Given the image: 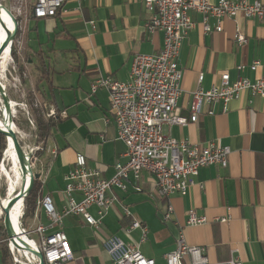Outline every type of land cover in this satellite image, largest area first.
<instances>
[{
  "label": "crops",
  "instance_id": "1",
  "mask_svg": "<svg viewBox=\"0 0 264 264\" xmlns=\"http://www.w3.org/2000/svg\"><path fill=\"white\" fill-rule=\"evenodd\" d=\"M258 1L264 6V0ZM63 9L66 13L50 19H34L28 16L29 11L21 15L18 53L11 56L2 79L14 82L18 93L34 94L42 102L41 107L48 110L46 117L58 120L50 136L43 140L57 153L49 161L40 189L43 196L57 201H65L64 176L73 167L76 154L84 155L87 167L99 170L104 179L114 175L116 164L127 161L126 147L117 138L107 92L98 89L91 94L92 82L97 77L126 81L133 56L156 54L163 42L162 33H147L149 14L141 0H80V11L76 10L75 0H66ZM192 20L196 26L183 40L178 57L182 93L175 114L185 119L189 118L191 94L198 87L199 75L204 90L218 85L223 74L230 81L240 75L251 82L264 75V19L225 18L222 32L209 34L202 30L200 15L193 14ZM88 21H93V30L85 24ZM209 23L214 25L213 20ZM237 28L247 40L245 45L234 43ZM39 62L47 64V84H36ZM254 62L261 66L252 72L248 67ZM18 65L26 71L25 65L30 67L31 75L24 70L18 73ZM240 65L245 68L238 74ZM36 85L50 95L49 102L40 99ZM52 110L55 116L48 117ZM216 111L213 116L201 115L196 123L185 126L164 125L162 134L193 145L214 142L228 147L227 166L201 168L185 196L173 195L167 201L155 195L152 176L142 172L135 180L130 175L125 191L113 189L117 201L98 230L86 225L81 217L64 216L59 229L80 264H114L103 248V241L111 236L135 246L155 264H164V255L176 248L179 230L186 245L203 248L211 263L236 258L241 264H264V98L243 92L228 105L225 114L219 112L218 106ZM47 157L48 153L45 161ZM74 198L80 200L78 195ZM168 204L173 213L171 221L165 223L162 215ZM123 208L129 212L128 217ZM189 210L206 217L208 223L187 226ZM89 213L97 217L94 207ZM221 219L226 222L221 223ZM133 221L146 229L144 242H140L139 230L125 233ZM37 223L48 225L41 210L36 218L26 219L24 226ZM3 254L2 248L0 264H4Z\"/></svg>",
  "mask_w": 264,
  "mask_h": 264
},
{
  "label": "built area",
  "instance_id": "2",
  "mask_svg": "<svg viewBox=\"0 0 264 264\" xmlns=\"http://www.w3.org/2000/svg\"><path fill=\"white\" fill-rule=\"evenodd\" d=\"M65 1L30 0L28 16L34 19H48L55 17L58 12L66 13L63 9ZM75 1L76 10L80 11V0ZM141 5L149 14L147 33H162L160 51L153 55H134L126 81L97 77L90 86L91 94L96 93L98 89L107 92L117 138L126 147L127 161L124 164H116L114 175L110 179H104L99 170L87 167L84 155L76 154L73 167L64 176L65 206L62 212H57L49 196H42L36 201L32 218H36L37 211L41 210L48 220V225L37 223L33 227H25L22 203L18 216L20 230L16 235L21 240V235H24L31 242L32 246L29 247L32 251L42 254L44 264H80L69 247L66 235L59 229L62 218L67 215L81 217L86 225L98 230L107 211L117 201L112 193L113 189L125 191L130 175L135 180L139 179L142 172L152 176L155 181V195L167 201L173 195L185 196L201 168L227 166L230 155L228 147L214 142L193 145L185 141H176L162 134V126H185L188 122L196 123L201 115H215L217 106L219 112L225 114L228 105L239 99L243 92H248L252 97L264 98V75L251 82L240 75L236 80L230 81L229 76L223 74L219 84L208 90L200 86L202 75H199L198 87L191 94L189 118L185 119L175 114L182 93L180 86L182 71L178 66V57L183 40L196 26L192 15H200L204 33H220L222 20L225 18L234 20L242 17L258 21L264 19V6L260 1L219 0L211 3L209 0H141ZM12 9L19 16L24 14L16 5ZM210 20L214 21L213 26L210 25ZM85 24L91 30L94 29L93 21ZM234 43L237 46L247 43L238 28ZM260 66L259 62H254L248 68L255 72ZM244 68V65L238 66V74ZM3 95L9 99L4 91ZM14 104H17V107L12 113L13 123L16 109L19 107L17 102ZM37 106L41 108V105ZM64 115L60 113V116ZM54 116L55 111H50L48 117ZM17 140L32 174L38 175L35 182H38L41 189L49 161L55 157L57 151L47 147L44 141L28 139L27 142L24 140L25 143H21L18 137ZM46 153L48 157L45 161ZM3 160L2 157L0 181L2 178L6 179L1 171ZM7 189L8 184L4 196L0 197V249L6 248L13 264H39L37 258L27 252L15 238L13 241L20 248L16 247L4 233V209L8 204H5V201L15 197L19 187L16 188V193L10 196ZM74 195L80 196V200L77 201ZM92 207L96 210V218L89 213ZM123 213L126 217L129 216L126 208H123ZM172 213L173 208L168 204L162 215L163 222H170ZM220 222L225 223L226 220L221 219ZM206 223H208L206 217L197 216L193 210L188 211L187 226L195 227ZM132 230H139L140 242L145 241L147 231L140 223L133 221L125 233L128 234ZM103 248L114 264H155L153 259L144 257L135 246L125 244L115 236L105 238ZM163 260L164 264H241L236 258L224 263H211L205 256L203 248L186 245L182 230L178 231L175 250L165 254Z\"/></svg>",
  "mask_w": 264,
  "mask_h": 264
},
{
  "label": "rangeland",
  "instance_id": "3",
  "mask_svg": "<svg viewBox=\"0 0 264 264\" xmlns=\"http://www.w3.org/2000/svg\"><path fill=\"white\" fill-rule=\"evenodd\" d=\"M0 4L2 6H4L5 8H7L12 15L17 18L19 20L18 23H21L22 17L19 16V14H17L12 8L13 6H18L20 8V10L24 13V12H28V8L31 5L30 0H0ZM32 26V24L30 25ZM16 42H18L17 40V36L14 39L13 42V47H11L13 49L14 53H18V45L16 44ZM16 45V46H15ZM6 54L2 53V55ZM0 56V57H1ZM12 56V55H11ZM26 64V63H25ZM26 68H28V70L26 71L24 68V73H26V75H28L27 73H29L31 75V70L30 67H28L27 65H25ZM16 69L18 70V73H22V68L20 67V65H18V67H16ZM1 82L5 85V87H7L6 89V96L14 102H17L19 104V107L16 109V114H15V118L13 119L15 122V126L16 128L19 130L20 135H18L17 137L19 138V141L24 142V140L27 142V140H36L38 142L43 141L41 140V138L39 139V136H35V132L37 129V119H47L46 115L48 113V110H45L44 108H40L37 105H42V102L39 99H35L34 94L31 93H18L17 88L14 87V82L11 83L10 79H8L7 82H3V80L1 79ZM5 91V88H4ZM3 93V92H1ZM1 98V95H0ZM8 99V100H9ZM2 101V100H1ZM2 104V103H1ZM0 104V106H1ZM37 106V107H35ZM22 139V140H21ZM2 144H4L2 151L0 152V162L2 160V152L5 149V143L4 140L1 141ZM1 143H0V148H1ZM25 143V142H24ZM5 165L7 167V169H10L11 165L8 161H5ZM10 166V167H9ZM7 187V181L6 179L3 180V178L0 181V197H3L5 194V190ZM44 190V189H43ZM42 190V192H43ZM46 191V190H44ZM51 200L53 202V205L55 207V209L57 210V212L61 213L62 212V208L63 206H65V201H57L58 199H56L55 197H51ZM58 203V204H57ZM69 217V216H67ZM34 238V237H33ZM6 264H13L12 258L9 257L6 261Z\"/></svg>",
  "mask_w": 264,
  "mask_h": 264
},
{
  "label": "bare ground",
  "instance_id": "4",
  "mask_svg": "<svg viewBox=\"0 0 264 264\" xmlns=\"http://www.w3.org/2000/svg\"><path fill=\"white\" fill-rule=\"evenodd\" d=\"M2 7L4 6L0 4V45L6 40L7 35L13 29V23L10 17L8 16L6 10L3 9ZM11 46L12 44H10L4 50L3 53L6 52V54L0 57V92L4 91V84L1 82V79H3L4 77L8 63L10 61L12 62ZM1 100L2 98H0V104L2 103V106H0V129L5 132H8L10 129L15 135L18 136L19 130L16 128L14 124L15 122L13 123L11 119L12 113L13 111H15L17 104H14V101L6 99L7 106L4 107L3 102ZM3 158L4 160H3V165L1 166V171L3 173V176L6 177L8 184V189H7L8 195L10 196L12 193L14 192L16 193V188L20 187V182L22 178V174L18 166V159L13 147L12 139L10 137H7V146H5V149L3 150ZM4 161H8L10 163L11 165V167L9 166L10 169H7L6 165L4 164L5 163ZM27 182L28 180L26 177L25 184L21 186V189L25 190L27 188L28 185ZM8 199H6L5 204L9 203L10 200L8 201ZM21 207H22V201L18 200L10 208V220L13 225V228L15 229V232H18L20 230L18 224V216L21 213ZM21 238L27 245L32 246L31 242L24 235H21Z\"/></svg>",
  "mask_w": 264,
  "mask_h": 264
},
{
  "label": "water",
  "instance_id": "5",
  "mask_svg": "<svg viewBox=\"0 0 264 264\" xmlns=\"http://www.w3.org/2000/svg\"><path fill=\"white\" fill-rule=\"evenodd\" d=\"M3 9L6 10V12L8 13V16L10 17L12 23H13V29L12 31L7 35L6 40L0 45V56L1 54L4 52V50L10 45L12 44V42L14 41V39L17 36L18 33V22L16 20V18L12 15V13L6 9L5 7H2ZM1 98H2V102H3V106L6 107L7 105V100L4 97L3 93H1ZM8 109V107H7ZM7 137H10L12 139V143H13V147L18 159V166L20 169V172L22 174V178H21V182H20V187L19 190L16 194L15 197H13L12 199H10L9 203L7 204L6 208L4 209V217H3V227H4V233L7 236V238L12 240V243L20 248L16 243H14L13 238H15L22 246H24V248L26 249L27 252L33 254L39 264H44L43 261V257L41 253H37L35 251H32L31 248L29 247V245H27L23 240H21L15 232V229L13 228V225L11 223L10 220V208L11 206L18 200H21L22 203L24 202L25 198L29 195V193L31 192V190L34 187L35 181L38 179V175H34L32 174L30 168H29V163L26 160L22 149L20 147V144L17 140V136L9 129L8 132L2 131L0 129V143L2 140H4L5 146H7ZM28 175V182H27V188L21 189V186L25 184V180L26 177Z\"/></svg>",
  "mask_w": 264,
  "mask_h": 264
},
{
  "label": "trees",
  "instance_id": "6",
  "mask_svg": "<svg viewBox=\"0 0 264 264\" xmlns=\"http://www.w3.org/2000/svg\"><path fill=\"white\" fill-rule=\"evenodd\" d=\"M60 13L58 12L56 14L59 15ZM55 16V17H56ZM32 17V16H30ZM33 18V17H32ZM54 18V17H53ZM50 19V18H48ZM17 22H19V20L16 18ZM11 55L12 57H15V53L13 52V49L11 48ZM47 65V64H46ZM45 63L39 62L38 63V67H37V77H36V84H40V83H46L48 81V70L46 69ZM36 85V92L37 95L40 97V99L42 101H47L49 102V98L50 95H47L44 90L42 88H38ZM49 96V98H48ZM58 124V120L56 118L51 119V118H47V119H37V129L35 132V136H39V139L41 138V140H44L45 138H47L48 136H50L51 131L56 127V125ZM1 148H0V152L3 149L4 144L1 143ZM43 195L41 193L40 190V185L38 184V182H35L33 189L31 190V192L29 193V195L25 198L24 202H23V221H25L26 219H28L29 217L32 216L33 211L35 209L36 206V201L38 198H41ZM4 250V254H3V263L6 264L7 259L9 258V254L8 251L6 250L5 247H3Z\"/></svg>",
  "mask_w": 264,
  "mask_h": 264
}]
</instances>
